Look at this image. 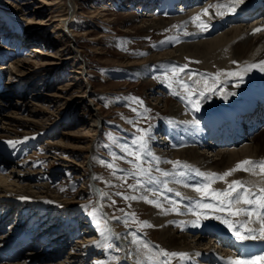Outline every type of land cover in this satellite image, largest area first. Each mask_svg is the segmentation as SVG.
Here are the masks:
<instances>
[{
  "label": "rangeland",
  "instance_id": "rangeland-1",
  "mask_svg": "<svg viewBox=\"0 0 264 264\" xmlns=\"http://www.w3.org/2000/svg\"><path fill=\"white\" fill-rule=\"evenodd\" d=\"M211 1H196L187 8H182L183 4L176 1L171 7L173 10H182L184 15L197 10L200 6H209ZM3 2L4 0H0V21L4 26L2 30L0 27V39H2L0 47L10 42L11 47L13 46L12 52L20 54L22 59L34 67L43 65L45 59L54 60L56 64L49 67L51 69L44 77L35 78L39 83L38 86L32 87L30 84L32 82L21 84L16 77L12 76L14 68L10 66V63L15 60L13 59L15 53L7 56L8 58L2 62L7 67L4 71L7 78L3 85L6 88L11 87L13 91H24L27 94L23 93L27 96L25 100L28 105L27 111H21L19 114L12 113V117L20 118L24 122L26 120V123L37 121L42 126L44 125L41 131L46 128L49 131L48 133L45 131L44 136L38 137L39 139L37 138L32 144L30 142L33 141L34 135L41 131L34 130L35 134L30 135V138L15 137L20 139L14 138L11 140L12 144L0 141V145L3 143L6 150L12 147V152L17 155L20 149H24L21 152V158L17 157L14 162L8 164L7 158L0 153L6 164L0 175L3 174L6 178L7 173L12 170L11 164L23 162L25 164L21 168L24 169L23 173L27 172L25 174L27 180L21 182L20 186L8 181L6 187L10 191L14 192L19 189L17 191L19 192L21 186L45 185L57 193V196H62L59 200H66L72 204L71 208L66 210L55 212L54 209L50 211L47 209L45 213L36 215L41 224L48 225L49 230L47 231L58 227L59 233H65V231L68 234L70 232L72 234L73 231L77 233V235L74 233V239L59 238L58 244L53 245L54 248L57 246L55 249L62 244L65 248L67 247L59 257L38 264H67L66 258L77 251L84 258L82 257L81 261L75 264H201L203 261L195 259L189 253L183 259L179 256H165V252L173 253L174 251L163 238L161 239L164 229L157 228L155 225V219L165 211L171 216L169 217L170 222L173 220L171 223L175 224V227H185L182 223V215L184 211H188V208L183 200L184 195L180 193L182 183L178 182L192 180V175L195 177L193 180L198 182V187L199 185L201 188L208 186L202 198L198 196L194 198L199 204L193 203V207L191 206L193 210L189 209L191 213L188 211L193 217L191 223L194 226H190L193 233L186 232V234L192 246L198 242L193 236L197 233L201 235L204 233L199 247L204 249L208 245V248L223 252L222 247L218 248V242L208 235L205 236L209 229L220 232V234L224 232L233 235L237 230L240 235L247 234L246 217L242 215V212L238 215L232 214L241 206L235 203V199L244 193L243 186L246 183L243 180H239L242 187H238L230 196L214 198L210 193L228 191L227 184H225L226 188L213 186L205 178L203 179L202 172L189 173L187 162L175 161V167L164 165L163 158L155 150L156 143L152 141L154 136L157 140L162 136L173 139L176 136L174 132H177L175 129L181 127L180 122L177 121L181 115L173 116V113L168 112L165 107L166 102L170 106L174 103L182 106L192 119L195 117L199 122L201 121L199 126L206 121L210 111L215 110L214 114L218 112L217 106L210 105L211 109L206 107L208 101L219 99L224 92V87L220 83L215 85L217 81L213 78L215 72L213 74L211 70H208V66L203 65L201 58L194 60L184 56L183 62L177 59L171 61L159 59L145 64L151 65L145 79L134 73L137 64L145 60L150 61L153 55L175 50L182 43L218 37L221 33L230 30V26H227L229 24L212 30L207 38L188 39V37L180 36L186 30L182 31L178 23H169L178 15L176 13L168 15L165 12L162 14L160 11L166 7L167 2L168 4L172 2L171 0L5 1L14 3L18 7L29 3L30 10L33 12L37 11V7H45L43 14L34 19L37 23L42 21L43 25H31L20 21V13L17 9L11 4L5 6ZM147 6H149L147 10L143 9ZM208 14L209 12L207 16L197 15L200 17V24L209 19ZM65 15L71 17L70 21L65 22L58 32L56 28L62 22L57 21ZM144 15L150 17H144ZM155 17L163 18L167 24L166 28L141 27L145 22H149L147 20H154ZM12 19L20 25L15 32L20 39L24 37L27 40L30 36H35L38 43L25 47L20 46L23 43H18L20 40L17 35L10 32L9 21L11 22ZM193 21L198 23L197 20ZM201 31L203 29L199 30L200 33ZM171 40L174 42L169 44ZM31 46L39 47L45 55L39 58L32 57ZM50 55L53 57L51 58ZM70 57L73 59L67 60ZM77 71H82V73H76ZM71 84H76L77 87L71 91H62L63 98L59 100L51 98L61 92V88L65 90ZM19 99L20 95H16L10 104H4L0 109V115L8 114L9 110L15 111ZM161 99L163 103H159ZM54 101L60 102L52 105ZM193 102L198 103L199 111L196 110ZM37 110H43L46 113L40 115L36 113ZM1 116L0 122L4 127L6 123ZM98 120L100 123L98 122V129H96L95 122ZM192 121L197 124L195 120ZM95 133L98 134L95 135ZM93 138L95 140L92 144L94 152L88 147ZM24 140L30 145L23 144ZM258 143L262 144L261 148H264V137H261ZM16 147L20 149L17 150ZM221 149L232 150L227 147ZM207 151L203 152L216 161L215 154L218 151L216 149ZM135 156H140L141 159L136 160ZM169 159L172 160L173 157ZM176 162L179 164L177 165ZM202 171H205V168ZM164 173L168 175L165 176ZM92 174L96 188L90 182ZM230 177L224 178L225 181L228 182ZM217 179L219 182L224 181L219 177ZM174 184L178 187L175 188ZM33 191L35 192V189ZM80 193L82 197L77 198ZM51 195L55 194L51 193ZM34 196L43 198L37 193ZM248 196L252 195L249 193ZM131 197H136V199H131ZM191 197L188 199L191 200ZM146 200L156 202L159 207L145 202ZM229 200L232 201L231 204L228 203ZM18 203L19 205L26 204L22 203L21 199ZM18 203L15 204V209L14 204L11 205L12 209L9 208L7 213L13 210L12 216L19 212L22 216H27L31 212L39 211H34L36 207L32 203L30 206L22 205L21 211L17 210ZM206 204L213 207H202ZM170 207L175 209L172 211ZM42 210L45 209L42 208ZM166 210L169 211L166 212ZM252 215L258 217L256 212ZM222 221H227V223ZM200 230L202 232H198ZM84 236L90 238L85 239L84 244L78 243ZM126 238L128 243L123 247L121 246L122 239ZM87 245L90 246L87 247ZM89 249L92 251L90 252ZM36 250L41 251L38 248ZM176 250L178 252L175 253L186 251L185 248ZM51 253V250L46 251V254ZM15 264H19V259Z\"/></svg>",
  "mask_w": 264,
  "mask_h": 264
},
{
  "label": "bare ground",
  "instance_id": "bare-ground-1",
  "mask_svg": "<svg viewBox=\"0 0 264 264\" xmlns=\"http://www.w3.org/2000/svg\"><path fill=\"white\" fill-rule=\"evenodd\" d=\"M5 1H7V0H4V2L2 3L3 5L7 6V4H11V6H13L14 8L17 9V12L20 13V17H21L20 21L28 22V24H31V25H43V23H41L42 21L40 23H37L36 21H34V19L39 18L43 14L44 9H46L45 7H43V8L37 7V9H36L37 11L33 12L30 10L29 3H24L23 5L18 7L14 3L5 2ZM24 1H27V0H23V2ZM34 1H39V0H34ZM171 1L172 2H170L169 4L167 2L166 7L160 11H161V13L165 12L168 15H170L171 13H176V15H178V17L175 16L176 18H172L169 23H173V24L178 23L179 27H181L182 31L186 30V31H184V33L182 35H180L183 38H184V36H185V38L188 37V39L207 38V36L211 35L212 30L219 29V27H221V26L223 27L226 24H229L227 26H230V30L225 31V32L221 33L218 37H215L212 39H204L203 41L199 40L198 42H191V43H186V44L182 43V45L180 47H177L175 50H172L170 52L165 51L164 53H159L158 55H153V57L150 61L145 60V61L141 62L140 64H137L136 67L134 68V73L136 75L138 74L139 77L145 79L147 77V74H148L149 69H150L149 66H151V65H148V66L145 65L147 63L150 64L153 61L159 60V59H162V60L166 59L167 61L177 59L178 61H182L184 59V56H187L188 58L194 59V60L201 58L203 65L208 66V70H211V72H213V74L215 72L216 75L214 74V76H213V78L217 80L215 85L220 83L221 86L224 87V92L222 90L223 95L219 99H216V100L211 101V102L208 101V103L206 104V107H208V109H211L210 105H213L215 107L217 106L218 112H215V114L210 113V115L211 114H214V115H212V116L208 115V118L206 119V121H203L202 122L203 124H201L200 126H199V123L201 121L199 122L198 119L195 117L192 119L189 115L186 114L187 112L184 111L185 109L182 108V106L176 105L175 103L170 106L166 102L165 107H166V110L168 112L173 113V116L174 115H181L178 118L175 116L177 118V121L180 122L181 127H177V129H175V131H177V132H174V134L176 136H174L173 139H170L167 136H165V137L160 136L161 139L157 140L156 136H154L152 141L154 143H156V149L155 150L163 158L162 160L164 162V165H168L170 167H172V166L175 167V164H174L175 161H181L182 163L187 162V163H189V169H188L189 173L193 172V171H200V173L202 172L201 176L203 177V179L205 178L207 181H209V183H212L211 185H213V186H221V188H224V187L226 188L227 186L229 187V185L232 184L231 182L239 181L241 179L246 183V185L243 186V188L244 189L247 188L248 191H251V192H249L250 194L255 193L256 196L264 195V193L260 192V189L264 188V171H262V169L260 167L253 168L251 165H246L245 168L250 169V170L232 171L231 175L224 177V178H228L231 176L228 179L229 180L228 182H226L224 178H223L224 179L223 182H219L217 179L218 177L222 176L224 173L229 172L232 169H235L237 164H240L245 160L252 161L255 163L264 162V148H261L262 144L258 143L259 139L261 137H264V129L259 134H256L253 137H251V139L248 140V142L244 146L240 147L237 150L236 149L235 150L232 149L229 151L227 149H221L219 151L217 150L218 152H217V154H215V156L217 158L216 161L210 159L209 155L203 152L205 150L202 148V147H205L204 145H202L204 141L202 143L199 142L203 138H205V140L207 139L209 141H215L214 135L212 134V131L210 130L211 125L214 121H217V123H218V120L221 121L222 117L225 118L228 115L229 116L230 115L231 116L240 115V116H245V117L250 116V114L247 113V108H248V110L251 107H252V109H255V106L259 104L260 100L264 99V92H263V89H264V31L261 34H256V33H254L255 26H253V25H250V26L247 25L246 26V25L240 24V25L234 26V24H232V22H237V20L239 18H243L246 16L247 13L245 14L244 12H246L245 10H247V8L249 7V0H244V2L242 4L237 5L236 10L234 12L231 11L230 8L228 7V5H230L232 3V0H212L209 3V6H207V5L203 6V7L200 6L197 10L194 9L195 11H192L191 13L189 12V13L184 14V15L182 14L183 13L182 10H173V7H171L172 4L175 3L176 1H178V3L183 4V5H181L182 8L183 7L187 8L191 5V3H194L196 1L198 2L199 0H196V1H194V0H171ZM206 4H208V3H206ZM213 5H214V7H212ZM216 5H224V7L217 9L215 7ZM148 7L149 6H147L146 9ZM205 7L208 10L207 12H209V14H208L209 19L206 20V18H204L206 21L203 22L204 24L208 25V27L206 29L199 26L200 20H198V23H197L196 21L195 22L193 21L194 19H192L194 17H197L198 14H202V16H203L204 15L203 12H204ZM73 9H75V8H73ZM186 11H188V10H186ZM218 12L220 14H218ZM178 13H180V14H178ZM205 16H207V15H205ZM144 17H150V16L144 15ZM69 18H71L69 15H65V16H63L62 19L57 21L60 23L62 22L61 23L62 25L59 24V26L56 28L58 30V32L61 29V26H63V24L65 22L70 21ZM48 21H50V20H48ZM147 21H149V22H145L141 26L142 28L151 29L152 27H156V28L162 29L164 27L166 28V25H167L163 18L157 19L155 17L154 20L151 19V20H147ZM15 22L16 21H14L13 19L11 22L9 21V23L11 25L10 32L14 33L18 37V34H16L15 32H17L16 29L20 25L15 23ZM193 23H197V24H193ZM27 28L29 29L30 25ZM200 29L201 30L203 29V31H201L202 33L199 32ZM12 33H11V35H12ZM13 37H14V35H13ZM18 39L20 40V42H18V43L22 42L23 44H21L20 46H23V47L28 46L29 44H37L38 43L35 36H30V38H28L27 40L24 37L22 39H20L18 37ZM13 42H14V40H13ZM173 42L174 41L171 40V41H169V44H172ZM17 44H16V46H17ZM31 47H32L31 48L32 50L30 49V52L33 53L32 57L39 58L40 56L45 55V52H43L39 47H37V46H31ZM11 48H13V46L11 47L10 42H8L6 45L0 47V80L3 79V76L5 74L4 71L7 68L5 66L6 64H4L2 62L4 61V59L8 58L9 55L12 53H15V56H13V59H15V60L11 61V63H10V66H12L14 68V70L12 72V76H14V78L16 77V79L19 82H21V84L22 83L25 84V82L27 84L30 81V82H32V83H30L32 87L38 86L39 82H37L38 81L37 79H39L40 77H44L49 72L48 70L51 69L49 67L56 65L54 60L52 61L51 59H45L46 60L45 63L43 65H41L40 67L31 66L29 62H26L24 59H22L20 54L16 53L15 51L12 52L13 49L11 50ZM50 56H51V58L53 57L52 55H50ZM188 58H186V59H188ZM53 59H55V58H53ZM72 59L73 58L70 57L67 60L70 61ZM199 61H201V60H199ZM76 73H82V71L81 72L77 71ZM35 78H37V79H35ZM4 85H3V83L0 84V91H2L0 93V109H2V106L4 104H10L16 95H20V99L17 101V104H16L17 109L15 111L13 110L14 112L12 110H9L11 113L7 112L8 114H4L2 116L0 115L1 119L5 121L4 123H6V125L4 127H2V125L0 126V141L3 140L4 141L3 143L8 142V144H12L9 142L11 140H13L15 137H25L26 136V137L30 138V135L35 134L34 130L41 131V129L43 128L44 125L42 126L37 121L34 123H32V122L30 123V121L28 123V121H27V123H26V120L24 122V121L20 120V118L12 117V113H16V114L18 113L19 114L21 111H25V112L27 111L28 105L25 101L27 98V96H26L27 94L24 91H21V92H17L16 90L13 91V89L11 87L6 88ZM76 87H77L76 84H71V85H68L65 90L61 88V92L57 93V95H53L51 98H55V99L59 100V99L63 98V92L62 91H71V90H74ZM23 93H25L26 95H24ZM85 97H87V96H85ZM159 97H160V95H159ZM159 97L157 98V100L159 99ZM45 99H46V96H45ZM59 102L60 101H54L51 104L56 105ZM159 103H163L162 99H161V101H159ZM36 113L41 115V114H45L46 112L43 110H37ZM244 113H246V114L243 115ZM173 116H171V117H173ZM191 119L195 120V123H197L198 126H197V124H194V122ZM98 122H99V120L95 122L96 123L95 124L96 129H98ZM0 124H2V123L0 122ZM193 124L195 126H193ZM221 126H223V125H221ZM198 127H200V128L198 129ZM191 129H193V130L190 131ZM43 130L41 132H39V134L34 135V138L32 139L33 141H31L30 144H32L38 137L42 138L44 136L43 133L45 131H47V128L43 129ZM48 131L46 133H48ZM204 131H206V132H204ZM182 132H183V134H181ZM97 134L98 133H95V135H97ZM200 135H202V136H200ZM15 139H20V138H15ZM218 140H224V138L220 137ZM94 141L95 140L93 138L92 143H90V145L88 146L89 149L92 150V152H94L93 147H92V144L94 143ZM3 143H2V145H0V152L2 154H5V153H7L8 148L6 150L5 145H3ZM15 143H17V142H15ZM22 143H20V144L18 143V144L22 145ZM23 144H29V143H25V140H24ZM181 145H182V147H180ZM24 146H27V145H24ZM12 151H13V149L10 151V153ZM212 151H214V149ZM20 152H21V149H20ZM20 152H19V154H20ZM206 152H208V151L206 150ZM169 157H173V159L171 160V159H169ZM3 161H5V160L0 156V163L4 164ZM24 164L25 163H23V162L22 163L17 162L16 164L13 163V164H11L12 170H10L7 173L8 175H6L7 176L6 178L3 177L5 175H3V174L0 175V204L2 203V204H5L6 206H8V205L13 206V204L18 203L19 200L21 199L22 203L23 202H25L27 204L32 203L33 206L35 205L36 208L34 211L39 209L40 214L44 213L47 209H49V211H50V209H54L55 212L56 211L58 212L61 210H66V209L71 208V205H72L71 202H68L66 200L65 201L59 200L62 196H60V197L57 196V193H55L54 191H51V189H49V186L48 187H46L45 185L21 186L19 192H17L19 189L14 191V192L10 191L8 189V187H6L7 186L6 183H8V181L11 182L12 184H17L20 186L21 182H24L27 180L25 177V174H27V172L24 171V173H23L22 170H24V169L21 168V166L23 167ZM204 168H205V171H202V169H204ZM167 170H168V168H167ZM247 172H249V173H247ZM212 174H216V175L213 176ZM191 179L192 180L189 179V181L188 180H181V182L180 181L178 182V183H182V188L179 187L180 193H181V195H184L183 200L186 203V207L188 208V211H189V209H190V211L193 210V209H191L193 207L192 205H194L193 203L199 204V202H195L197 199L195 200L194 198H197V196L199 198L200 197L202 198L204 196V194L203 195L201 193L198 194V192L195 191V189L198 187L197 186L198 182H195L193 180V179H195L194 175L191 176ZM225 184H227V186ZM172 186L170 188H172ZM176 187H178V186L175 185V188ZM199 187H200V185H199ZM33 189H35V192L34 191L32 192ZM34 193L42 195L43 198L42 197H35ZM51 193L52 194L54 193L55 195L52 196ZM191 196H193V197H191ZM80 197H82L81 193L79 196H77V198H80ZM188 197H191L192 199L190 198L191 200H189ZM250 197L255 198V196H248V198H250ZM189 202H191V204H189ZM239 204L242 207L240 206L238 209H254L253 212H256V214H258L259 216H264V207H259L258 202L256 200H253V203L251 205L245 204L243 202H241ZM17 205H19V203ZM254 206H255V208H254ZM13 208L15 209V206H13ZM42 208L45 210H42ZM170 208L172 211L175 209V208L173 209L172 207H170ZM168 211L166 210V212H168ZM188 211H184L186 214L183 212L184 213V215H182L183 219L181 218L183 221L182 223H184V226L186 228H189L187 230L184 229L185 227L181 228V226L180 227L176 226L177 227L176 228L174 226L175 224L171 223V222H173L172 219H171L172 221L170 222L169 217H171V216L166 214L165 211L159 215L160 216L159 218L155 219L156 220L155 225L157 226V228H163L164 229L163 234L161 235V239L163 238V240L166 241V243H168L170 247H172L171 248L172 251L178 252V250H176L177 248H185L186 254L189 253L190 255L195 257V259H199L200 261H203L202 262L203 264H206V263L209 264L208 262H211L210 256L213 253L215 254V256H217V255H216L215 250L213 248H208V245H206L207 247H205L204 249H201V247H199V245L201 246V241L203 240L201 234L197 233L196 236H193L194 239L196 241H198L197 244L192 246V244H191L192 242H189L188 235L186 234V232H191L192 227H190V226H194V225H193V223H191L192 218H193L192 215H190L191 212L189 211L190 212L189 213ZM12 212H13V210L9 211L8 213L6 211L5 215L8 214L7 215V217H8V216L13 214ZM9 213H10V215H9ZM187 213L191 217L188 216ZM242 215H244L247 219V222H245L244 220L243 221L247 224L246 226H248V229H249V227H251V229H255L257 234H259L261 224L258 220V217H255L253 215L248 216L243 212H242ZM23 221H22V223H20L22 226V229L28 228V224H24ZM54 230L50 229V231H47V230L44 231L43 228H41L40 230H37V229L34 230V232H35V234H33L34 235L33 236L34 237V243L36 245H41L40 243L38 244V242H40L39 240H41L42 238H45V239L47 238L46 242L44 243L43 247L41 246L40 252H38L34 248H31L30 251H28L25 254H22L19 257V264H38V263L43 262V261L47 262L48 260L52 259L56 254L62 253L64 248H65L64 246H60L57 251H54V252L51 251L53 254L52 253L46 254V251L50 250L49 247L52 245V243H55L58 241L57 240L58 238H53L54 235H57V234L62 235L63 234V233H59L58 230L57 231H54ZM39 231H40V233H39ZM198 232H202V231L200 230ZM191 233H193V232H191ZM212 233H214V232H212ZM75 234L77 235V233H75ZM215 234H217V233H215ZM203 235H204V233H203ZM223 235H226V234H223ZM223 235H222V238H223ZM211 236H214V235H211ZM62 237L67 238L68 235H64ZM71 238L72 237H69L65 240H69ZM89 238L90 237L84 236L81 238V240L78 243L84 244L86 242L85 239H89ZM211 239H213V238H211ZM126 240H127V238L122 239L121 246L124 247V245H127L128 241H126ZM87 241L92 242L94 240H92V241L87 240ZM87 243H89V242H87ZM88 246H90V245H87V247ZM217 246H218V248H221V244L217 243ZM239 246L241 248L239 249L238 255H241L243 257H244V255H243L244 251L241 252V250L243 248H250L251 249L250 251H255L256 254L251 255V256H247V255L245 256L247 261H249L251 257L264 255V239L243 240V241H241V244ZM125 247H127V246H125ZM55 248H57V246ZM91 249H93V247H91ZM89 251H90V249H89ZM236 252H237V250H236ZM209 254H210V256H209ZM82 257L83 256H81V254L78 253V251H77V253L70 254L69 258H66L67 259L66 263L67 264H75V263L81 261ZM218 260H219L220 264H233V262L236 261V260L232 259V257L229 255L227 256V258L225 257L223 259L218 257ZM200 261H198V262H200ZM259 264H264V261H260Z\"/></svg>",
  "mask_w": 264,
  "mask_h": 264
},
{
  "label": "snow or ice",
  "instance_id": "snow-or-ice-1",
  "mask_svg": "<svg viewBox=\"0 0 264 264\" xmlns=\"http://www.w3.org/2000/svg\"><path fill=\"white\" fill-rule=\"evenodd\" d=\"M244 2V0H232V3L230 5H228V7L230 8L231 11H235L236 10V6L239 5V4H242ZM217 9H220V8H223L224 5H216L215 6ZM207 9L204 10L203 14L204 15H207ZM218 14H220L218 12ZM194 20H200V17L197 16V17H194L193 18ZM200 27L202 28H207L208 25L207 24H204L203 22H201V24L199 25ZM264 29H256L255 31H262ZM182 70V69H181ZM201 96H203V93H201ZM196 106V110L199 111V105L198 103L196 102H193ZM9 143H12V142H9ZM136 160H140V156H135L134 157ZM177 164L179 162H176ZM246 165H251L253 168L255 167H260L262 169V171H264V162H259V163H255V162H252V161H248V160H245L243 161L242 163L240 164H237L236 168L235 169H232L230 170L229 172H226L224 173L222 176H220L219 178L220 179H223L224 177L228 176V175H231L232 174V171H236V170H250V169H247L245 168ZM138 167V166H137ZM165 176L168 175V173H164ZM213 176H215L216 174H212ZM208 186L205 185L203 188H200V187H197L195 189V191L201 193L202 195L204 194V190L207 188ZM238 187H242L241 185V182L239 181H233L232 184L229 185V190L228 191H224V192H213V193H210L214 198H218V197H221V196H230L232 192L236 191V189ZM260 192L261 193H264V188L260 189ZM177 195H179V193H177ZM248 190L247 188L244 189V193L242 195H238L235 199V203H245V204H249L251 205L253 203V200L248 198ZM252 196H255V199L256 201L258 202V206L259 207H264V195H261V196H256L255 193L251 194ZM125 199H128V197H125ZM131 199H136V197H131ZM145 202H148V203H153L154 206H157L159 207V205L156 203V202H153V201H145ZM229 204L232 203L231 200L228 201ZM202 207H213L212 205H209V204H206V205H202ZM253 211L254 210H251V209H238L236 210V212H233L232 214L233 215H238L240 214L241 212L245 213L246 215L248 216H251L253 214ZM258 220L261 224V228L259 230V234H257L256 230L255 229H246V232L247 234L246 235H240L239 234V230H237L236 232L233 233L234 236H236V238L238 240H250V239H264V216H259L258 215ZM224 223H227V221H222ZM231 227V225H229ZM165 256H173V257H176V256H179L180 258H184L186 257L188 254L186 253H167L165 252L164 253ZM260 261H264V255H261V256H254V257H251L249 261H235L233 262V264H259Z\"/></svg>",
  "mask_w": 264,
  "mask_h": 264
}]
</instances>
